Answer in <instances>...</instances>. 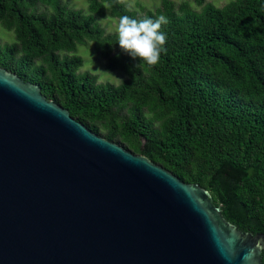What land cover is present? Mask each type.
Masks as SVG:
<instances>
[{
    "label": "trees",
    "instance_id": "trees-1",
    "mask_svg": "<svg viewBox=\"0 0 264 264\" xmlns=\"http://www.w3.org/2000/svg\"><path fill=\"white\" fill-rule=\"evenodd\" d=\"M86 1L88 11L64 0H0V23L15 33L0 38V66L39 84L92 131L210 190L240 229L264 232V0H194L201 10L162 0L143 14L124 0ZM109 12L168 18L157 65L114 53L118 35L97 20ZM88 41L108 70L128 77L99 83L80 72L78 47Z\"/></svg>",
    "mask_w": 264,
    "mask_h": 264
},
{
    "label": "water",
    "instance_id": "water-1",
    "mask_svg": "<svg viewBox=\"0 0 264 264\" xmlns=\"http://www.w3.org/2000/svg\"><path fill=\"white\" fill-rule=\"evenodd\" d=\"M198 183L0 66V264H264Z\"/></svg>",
    "mask_w": 264,
    "mask_h": 264
},
{
    "label": "rangeland",
    "instance_id": "rangeland-1",
    "mask_svg": "<svg viewBox=\"0 0 264 264\" xmlns=\"http://www.w3.org/2000/svg\"><path fill=\"white\" fill-rule=\"evenodd\" d=\"M68 2L70 6L74 7L75 9H82L88 11V3L86 0H64ZM127 5L134 10L139 11L140 14H143V7L154 9L156 6L161 4L162 0H124ZM176 3H180L184 0H173ZM192 3V5L197 9L201 10V6L197 5L194 0H187ZM232 0H208V2H212L217 6H223ZM97 20L102 26L105 27L108 33H116L117 34V27L119 20L118 18L111 15L109 12L104 17H98ZM0 38L2 42H12L15 39V33L13 30H9L4 27L0 23ZM120 49L119 46L116 47L115 52H118ZM78 54L83 56L85 59L84 65L81 67L80 72L90 71L93 74H96L99 78V83H112V84H120L128 75L121 69H116L110 71L107 69V60L101 55L95 48L94 43L92 41H88L85 44H80L78 47ZM105 70V71H103ZM110 71V72H108ZM121 78V79H118Z\"/></svg>",
    "mask_w": 264,
    "mask_h": 264
},
{
    "label": "clouds",
    "instance_id": "clouds-1",
    "mask_svg": "<svg viewBox=\"0 0 264 264\" xmlns=\"http://www.w3.org/2000/svg\"><path fill=\"white\" fill-rule=\"evenodd\" d=\"M108 7L110 5L105 4V8ZM167 23L168 18L165 15H160L155 20L150 17L137 19L122 15L116 29L121 51L134 59L138 58L140 63L145 62L150 66L157 65L161 53L167 50L165 47L167 34L161 31L162 25Z\"/></svg>",
    "mask_w": 264,
    "mask_h": 264
}]
</instances>
